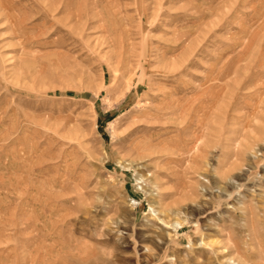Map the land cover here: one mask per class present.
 I'll list each match as a JSON object with an SVG mask.
<instances>
[{
  "label": "rangeland",
  "instance_id": "rangeland-1",
  "mask_svg": "<svg viewBox=\"0 0 264 264\" xmlns=\"http://www.w3.org/2000/svg\"><path fill=\"white\" fill-rule=\"evenodd\" d=\"M0 264H264V0H0Z\"/></svg>",
  "mask_w": 264,
  "mask_h": 264
},
{
  "label": "bare ground",
  "instance_id": "bare-ground-1",
  "mask_svg": "<svg viewBox=\"0 0 264 264\" xmlns=\"http://www.w3.org/2000/svg\"><path fill=\"white\" fill-rule=\"evenodd\" d=\"M254 156H256V155L254 154ZM150 193H152V192H150ZM158 219H159L160 221H163L165 224H167V221H165L164 218L158 216ZM167 225L169 226V224H167Z\"/></svg>",
  "mask_w": 264,
  "mask_h": 264
}]
</instances>
